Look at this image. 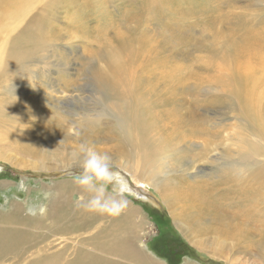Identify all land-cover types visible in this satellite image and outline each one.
<instances>
[{
  "label": "rangeland",
  "instance_id": "rangeland-1",
  "mask_svg": "<svg viewBox=\"0 0 264 264\" xmlns=\"http://www.w3.org/2000/svg\"><path fill=\"white\" fill-rule=\"evenodd\" d=\"M90 153L100 160L86 168ZM236 158L264 162V0H0V230L24 217L15 227L34 239L22 264L42 240L49 253L68 243L74 258L72 239L95 229L45 236L44 214L63 226L90 203L81 187L117 193L104 169L137 184L125 162L146 160L161 182L193 174L225 193L221 164ZM147 188L156 201L127 193L123 203L139 208V242L157 262L264 264L253 224L246 237L223 228L216 204L194 226ZM202 188L200 199L217 197ZM240 208L264 221L262 203ZM5 254L0 264L16 259Z\"/></svg>",
  "mask_w": 264,
  "mask_h": 264
},
{
  "label": "bare ground",
  "instance_id": "bare-ground-1",
  "mask_svg": "<svg viewBox=\"0 0 264 264\" xmlns=\"http://www.w3.org/2000/svg\"><path fill=\"white\" fill-rule=\"evenodd\" d=\"M126 120L129 124V119ZM29 148L35 149L33 146ZM144 151L146 156L152 154L151 150L144 149ZM126 159L130 158L126 156ZM125 163H127L125 170L129 171L132 177L138 181L137 184L131 183L129 179H126L124 175L119 174L115 170L104 169L106 175L113 178V188L117 193L93 192L90 188L81 187L83 191L88 193L86 194L87 196H91V199H88L90 203H85L84 207L81 205V208L76 209L72 214L71 220L66 221L68 224L63 226L59 222V219L63 218L62 215H49L48 212L44 214L43 218H52L44 223L48 222L49 226L45 236L50 235L49 233H67L70 229H87L89 232L95 229L87 240L85 237L79 241L72 239L77 245V253L74 258L68 260L66 257L68 243L58 248L56 247L55 251L49 253L47 251L52 247L51 244H43L42 240L37 241L33 245L36 249L32 250L31 254L36 256L35 259L30 260V263L28 262L29 264H37L43 260L46 261V264H163L149 256L139 242L138 231L143 230L144 220H132L134 212L138 211L139 208L123 203L125 200L128 201L127 196H123L127 193L133 194L138 198L156 201L155 196L148 191L147 185L154 187L155 191L164 199V203L170 205L169 207L172 210H177V217L182 216L186 221L187 219L191 220L194 226H196L195 223L203 222L202 215L210 213L212 207L218 204V208L222 209L223 217H219L214 221L223 228H231L233 231L238 229L237 231H240V234L242 233L246 237L251 230L247 226L253 224L257 230L264 232V221L257 223L258 211L246 213L240 208L242 203L247 202L253 204L259 202L264 206V162H261L259 167H255L246 159L238 160V158L222 163L223 169L221 175H219L218 182L225 185V193H220L217 190L216 183L202 188L204 185L207 186V182L197 181L193 174L183 177L185 179L179 182L174 177L161 182L158 177L160 172L156 169L159 168L158 166L153 167L146 160L137 164H133V162ZM100 164H106V162H101ZM1 168L2 166H0V170ZM201 183L203 184L202 187ZM201 188L203 191L210 190L217 194V197H213L212 203L209 200L206 202L197 197ZM224 198L226 199L224 200ZM189 200L194 202L187 205ZM16 208L20 209L18 206ZM122 208L125 209V212L116 215L115 213ZM204 208L209 209V211L204 210ZM54 212H59V210L54 209ZM6 215V213H0V219H3ZM193 215L194 219H192ZM105 217L110 218L108 224H98V221ZM5 220H8L7 223L10 228L8 230H0V256H6L5 253L7 252H10V254L14 253L16 259L10 264H22L28 253L27 247H32V244L27 246V243L34 239V234L15 227L24 221L22 215L21 217L5 218ZM43 228H45V225H43ZM79 244L83 246L91 245L92 247L89 250H85L79 247ZM195 244L200 248L207 246L203 241L200 244L195 242ZM119 257H122L125 261L121 262L115 259Z\"/></svg>",
  "mask_w": 264,
  "mask_h": 264
},
{
  "label": "clouds",
  "instance_id": "clouds-1",
  "mask_svg": "<svg viewBox=\"0 0 264 264\" xmlns=\"http://www.w3.org/2000/svg\"><path fill=\"white\" fill-rule=\"evenodd\" d=\"M99 160H100V157H99L97 154H95V153H90V158L88 159V161H87L85 167L87 168V167H89L90 165H92V164H94V163H98ZM79 183H81V184H85L86 181L81 180V181H79Z\"/></svg>",
  "mask_w": 264,
  "mask_h": 264
},
{
  "label": "water",
  "instance_id": "water-1",
  "mask_svg": "<svg viewBox=\"0 0 264 264\" xmlns=\"http://www.w3.org/2000/svg\"><path fill=\"white\" fill-rule=\"evenodd\" d=\"M3 168V167H2Z\"/></svg>",
  "mask_w": 264,
  "mask_h": 264
}]
</instances>
